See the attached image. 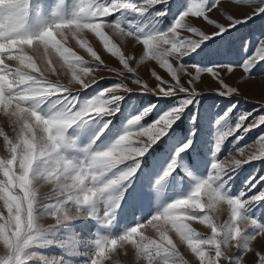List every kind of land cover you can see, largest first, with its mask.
I'll use <instances>...</instances> for the list:
<instances>
[{
  "label": "snow or ice",
  "instance_id": "snow-or-ice-1",
  "mask_svg": "<svg viewBox=\"0 0 264 264\" xmlns=\"http://www.w3.org/2000/svg\"><path fill=\"white\" fill-rule=\"evenodd\" d=\"M235 2L246 4L251 13L241 18L222 11L223 0H72L71 7L66 0H0V116L14 133L10 137L0 127L9 153L0 158V201L6 209L0 211V249L6 253L0 264H72L77 256H84L85 264H106L118 249L129 247L137 264H189L181 245L198 264H248L246 257L264 264V222L256 215L264 188L246 195L264 176L250 177L238 195L230 187L244 165L264 162V135L255 141L258 150L240 146L252 129L264 125V115L249 122L252 113H238L232 124L235 105L217 114L207 173L195 174V159L191 167L184 163L196 156L200 101L208 94L200 88L206 83L201 74L218 85L210 93L236 99L241 89L226 80L239 70V83H247L264 61L260 39L255 54L243 63L201 66L234 29L264 15V0ZM170 8L175 19L162 28ZM192 18L209 30L194 26ZM141 20L146 22L141 25ZM86 33L102 42L122 70L106 64ZM69 34L91 61L66 46ZM113 37L139 46V59L126 54ZM250 43L242 42L245 52ZM146 61L155 62L168 79L152 70L157 83L150 86L137 74ZM102 71L121 79L101 87L105 78L96 74ZM49 75H63L67 83ZM128 79L139 93L170 100L167 110L149 104L123 127L114 124L124 98L137 93L125 83ZM260 79L264 82V76ZM153 112L158 115L145 121ZM185 115L190 132L181 129ZM229 136L235 137L239 158L229 154L221 160ZM81 137H87L86 144ZM185 182L191 190L173 198L171 192L182 190ZM43 185L50 191L42 193ZM225 207L228 219L221 222L218 215ZM45 218L53 223L45 227ZM190 221L206 225L210 234L196 231ZM89 224L96 226V236L82 241L75 229ZM51 247L63 249L68 259L49 258L45 250Z\"/></svg>",
  "mask_w": 264,
  "mask_h": 264
},
{
  "label": "rangeland",
  "instance_id": "rangeland-1",
  "mask_svg": "<svg viewBox=\"0 0 264 264\" xmlns=\"http://www.w3.org/2000/svg\"><path fill=\"white\" fill-rule=\"evenodd\" d=\"M44 4L55 3V0H42ZM69 7H71L72 0H66ZM174 2V0H173ZM187 3V0H185ZM224 7L223 10H227L229 13L235 14L238 17L243 18L245 14L251 13V8H249L244 3H236L235 0H223ZM216 17L219 18L220 14L215 13ZM129 19H133V17H129ZM175 19L173 12L170 8L167 16L161 19V27H167L171 25L172 21ZM146 21L141 20L139 23L143 25ZM191 22L194 26L201 27L202 30H209L207 25H205L198 18H192ZM111 35L110 30L106 29ZM185 35V33H182ZM186 35L191 36V33H187ZM227 36V34H225ZM85 38L89 41V43L93 46L94 50H96L102 58L105 60L106 64L109 67H113L119 70H122V65L119 63L118 59L111 56V54L107 53L106 50L102 47V42L95 38L93 34L86 33L84 34ZM195 38V37H193ZM114 41L119 43L121 49L125 51L126 54H135L137 59H139L140 47L134 45L131 41L121 43L116 37H113ZM260 39H264V15L254 17L247 24H243L239 26L237 29H234L232 35L223 41L220 46L219 51L217 52L215 49L214 54L205 58V63L201 64V66H211V63H207V61L212 62H220V63H243L248 56L254 55L256 51V47L258 46V42ZM249 41L251 42L248 46V51L245 52L242 49V42ZM66 46L73 48L79 55H82L86 60L91 61L90 54L87 53L86 49L81 48L80 45L76 42L75 39L71 37L69 34ZM11 63V62H10ZM133 67H136L135 62H133ZM152 70L158 71L160 75H162L165 79H168L166 73L159 68V66L152 61H146L144 64L140 65L137 68V74L144 80L148 81L150 86H155L157 81L150 76V72ZM193 74H195L193 72ZM253 74L256 76L251 81L247 83H239V70L235 75L228 78L226 82L233 86H238L241 89V97L236 99H228L225 97H220L210 92H214L215 88L218 85L214 84L211 81V77L207 73H202L201 78L206 83L201 84L200 88L202 91L208 93L204 96V98L200 101V112L202 113V117L199 119V129L196 132L198 137V142H194L193 147L196 148V156L186 157L184 163L191 167L190 161L195 159L197 163V168L194 170L196 175H205L210 167L213 160V152L215 146V136H216V119H218L217 114L223 115L225 111L229 107L235 105V111L233 113L232 124H235V116L238 113H252V116L249 117V122H251L255 117L259 115H264V82L261 81L260 77L264 76V61L256 66V69L253 70ZM98 77H103L100 82V86H106L109 83H112L114 80H120L115 72L102 71L99 72ZM222 75L227 76L226 73H222ZM50 79H61L64 83H67V77L61 75L60 77L49 75ZM125 83H128L130 87L137 89V93L133 92L127 95L124 98V101L121 103L120 108L121 111L117 113V118L113 120V123L123 127L126 124L127 120L132 116L141 111L144 107H147L149 104H157L159 108L162 110H167L168 105L170 104V100L167 98H157L151 95H145L138 92V86L134 85L131 79L125 80ZM211 83L212 86L208 87V84ZM88 92H92V89H89ZM91 97L82 94V99H90ZM158 113L153 112L149 117L145 118V121H151L155 118ZM183 123L181 124V129L187 132L191 131V124L189 116L185 115L183 118ZM142 121V122H145ZM0 127H3L6 132H8L9 136H14L12 133L10 125H8L7 121L0 116ZM260 135H264V125H261L258 128L252 129V131L244 137V140L240 142V146H243L245 143L249 146L247 150H258L259 145L255 143L257 138ZM235 137L229 136L226 138L225 143L222 147V152L220 154V159L224 160L228 158L229 154L232 156H236L239 158L238 153L233 150V140ZM81 143H87V137H81ZM189 152L191 149L188 150ZM9 155L7 148L3 143L2 137H0V158H7ZM175 158V157H174ZM183 175V172H182ZM256 175L259 177L260 175L264 176V162L261 161H252L251 164L244 165L238 172L234 175L233 179L230 181L231 193L233 195H238L244 188L247 181ZM0 178H3L0 176ZM264 188V181H258L256 183V188L252 189V191L247 192V196H251L253 193L258 194V190ZM41 192L47 193L50 191V186L43 185L41 186ZM191 190V186L185 182L183 184L182 190L176 189L171 192V196L175 197H185L188 192ZM0 211H5L3 202L0 201ZM228 210L225 207L219 215V221L223 222L228 219ZM257 217L264 222V203L259 205L256 210ZM43 225L47 227L48 225L53 223L51 218H45L42 221ZM193 228L196 231L210 234V229L207 228L206 225L200 224L198 221H190ZM76 233L80 237L82 241L91 242L97 233V228L94 224H89L87 228H77L75 229ZM147 234L154 235L151 229H148ZM175 239V237H174ZM259 247V245H257ZM182 254L185 256V259L189 261V264H198L197 259L194 255L183 245L180 248ZM46 251V255L49 258H59L63 256L65 259H68L63 249L60 247H51ZM235 251V250H234ZM2 252V249H0ZM248 264H252L251 258H245ZM72 264H85L84 256H77L72 258ZM106 264H137L136 256L134 251L129 247L127 249H118L117 253L113 254L111 259L106 261Z\"/></svg>",
  "mask_w": 264,
  "mask_h": 264
},
{
  "label": "clouds",
  "instance_id": "clouds-1",
  "mask_svg": "<svg viewBox=\"0 0 264 264\" xmlns=\"http://www.w3.org/2000/svg\"><path fill=\"white\" fill-rule=\"evenodd\" d=\"M5 254V252H0V256H4Z\"/></svg>",
  "mask_w": 264,
  "mask_h": 264
}]
</instances>
